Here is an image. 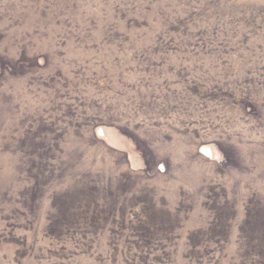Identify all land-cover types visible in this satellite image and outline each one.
Masks as SVG:
<instances>
[{
    "label": "rangeland",
    "instance_id": "1",
    "mask_svg": "<svg viewBox=\"0 0 264 264\" xmlns=\"http://www.w3.org/2000/svg\"><path fill=\"white\" fill-rule=\"evenodd\" d=\"M0 264H264V0H0Z\"/></svg>",
    "mask_w": 264,
    "mask_h": 264
}]
</instances>
